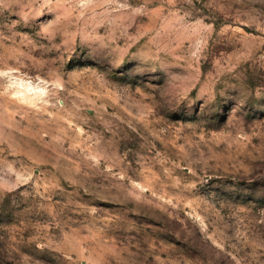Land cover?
Masks as SVG:
<instances>
[{
    "label": "rangeland",
    "instance_id": "374dc122",
    "mask_svg": "<svg viewBox=\"0 0 264 264\" xmlns=\"http://www.w3.org/2000/svg\"><path fill=\"white\" fill-rule=\"evenodd\" d=\"M0 264H264V0H0Z\"/></svg>",
    "mask_w": 264,
    "mask_h": 264
}]
</instances>
